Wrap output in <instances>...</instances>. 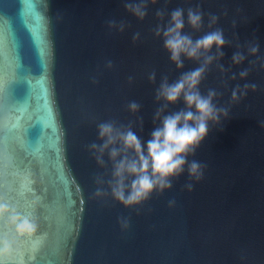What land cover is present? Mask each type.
<instances>
[{
	"label": "water",
	"instance_id": "obj_1",
	"mask_svg": "<svg viewBox=\"0 0 264 264\" xmlns=\"http://www.w3.org/2000/svg\"><path fill=\"white\" fill-rule=\"evenodd\" d=\"M130 3L144 5L143 19ZM178 8L193 38L223 31L200 91L214 90L227 114L208 123L170 188L125 206L108 189L107 153L101 166L91 145L109 121L132 122L146 142L162 77L198 66L177 69L156 35ZM189 9L202 14L199 31ZM0 202L39 224L24 240L0 220L13 245L0 264H264V0H0Z\"/></svg>",
	"mask_w": 264,
	"mask_h": 264
},
{
	"label": "clouds",
	"instance_id": "obj_2",
	"mask_svg": "<svg viewBox=\"0 0 264 264\" xmlns=\"http://www.w3.org/2000/svg\"><path fill=\"white\" fill-rule=\"evenodd\" d=\"M126 7L141 19L146 15L142 3H130ZM215 20L216 17H212L213 23ZM187 25L193 31H199L202 27V14L189 9ZM185 26L184 10L178 8L172 11L166 27L156 29V35L162 37L163 47L177 69L184 67L185 59L197 63L198 66L182 72L174 81H169L167 76L162 77L156 90V100L162 103L155 113L156 126L150 133V139L143 141L134 131L132 122L118 125L109 121L98 125V137L102 143L91 145L93 152L97 153V163L101 166L104 165L103 157L107 153L112 162L108 189L112 198L125 206L141 203L155 190L170 188L171 178L180 175L188 154L194 152L195 147L206 136L208 123L218 122L222 112L227 114L213 103L217 95L214 90H209L206 95L200 91V84L209 65L224 55L221 51L226 43L223 31L216 29L193 38L190 33L184 31ZM257 51L258 46L250 48L252 54ZM244 59V55L239 52L232 57L235 64H240ZM247 74L245 70L240 76L243 78ZM150 80H155L154 74L150 76ZM247 87L249 86L245 85V88ZM251 87L254 89L255 85ZM237 91L239 87L232 93L233 100L237 99ZM180 101L185 105L184 108L166 111L170 105ZM139 108L140 105L136 102L129 104L132 113L138 112ZM199 168L200 165L196 161L189 165L190 174L197 179L200 175ZM34 182L26 181L27 184ZM107 194L101 189L96 192L97 196ZM0 220L14 232L17 239L32 240L39 231V224L33 216L21 213L7 202H0ZM12 251V242L7 238L0 239V259L9 258Z\"/></svg>",
	"mask_w": 264,
	"mask_h": 264
}]
</instances>
